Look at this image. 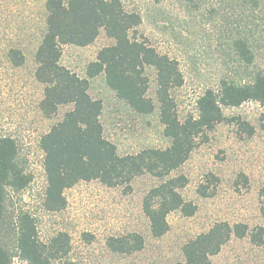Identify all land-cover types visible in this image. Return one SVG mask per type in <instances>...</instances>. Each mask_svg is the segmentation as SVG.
<instances>
[{
  "label": "rangeland",
  "instance_id": "obj_1",
  "mask_svg": "<svg viewBox=\"0 0 264 264\" xmlns=\"http://www.w3.org/2000/svg\"><path fill=\"white\" fill-rule=\"evenodd\" d=\"M121 1L141 16L133 34L178 63L183 80L170 95L180 120L197 115L198 98L208 88L217 92L222 77L239 82L253 68L264 70V0ZM45 18V0H0V135L16 140L21 164L32 175L24 189H6L0 240L11 253L10 264H25L12 227L20 211L31 215L37 237L45 244L65 233L68 250L61 258L79 264H176L184 259L183 244L219 221L245 224L248 233L231 235L210 257L212 264H264V100L222 106L223 120L197 137L185 162L170 173L185 176L179 191L195 205V212L189 216L178 209L169 212L168 230L159 237L152 236L142 210L144 195L161 181L149 173L135 176L130 187L79 181L64 189L63 208L43 207L46 181L39 139L72 107L60 105L49 118L39 109L43 85L34 77V53ZM237 37L254 53L251 64L236 56L232 40ZM112 43L101 29L88 45H62L59 61L85 77L88 62ZM11 49L22 54L21 64L10 61ZM144 73L146 96L154 106L144 114L118 99L103 73L88 79V93L102 103L103 135L120 155L164 148L170 142L159 121L156 72L146 66ZM255 232L261 234L260 243L251 239ZM133 233L141 236V249L125 252L108 246L110 238Z\"/></svg>",
  "mask_w": 264,
  "mask_h": 264
},
{
  "label": "trees",
  "instance_id": "obj_2",
  "mask_svg": "<svg viewBox=\"0 0 264 264\" xmlns=\"http://www.w3.org/2000/svg\"><path fill=\"white\" fill-rule=\"evenodd\" d=\"M45 9V30L34 53V77L43 85L39 109L49 118L60 105L72 104V107L39 139L46 181L43 207L51 211L63 208L64 189L79 181L98 180L106 186L130 187L135 176L149 173L161 181L144 195L142 210L152 236L163 235L169 227L166 220L169 212L178 209L186 216L195 212V205L185 201L179 191L185 185V176H171V171L185 162L204 130L223 120L222 106L264 100V70L253 68L239 82L222 77L217 92L208 88L198 98L197 115L180 120L170 95V89L181 85L183 80L178 63L133 34L141 22L139 13L127 10L121 0H45ZM101 29L113 43L102 47L96 58L88 62L85 77L60 63L62 45H88ZM232 46L241 61L253 62L255 55L243 38H234ZM8 56L14 65L22 63L23 56L18 50H9ZM146 66L156 72L159 121L170 142L164 148H145L120 155L103 135L102 103L88 93V79L103 73L106 85L116 97L133 111L144 114L154 107L146 96ZM31 180L32 175L21 164L16 140L0 135V222L6 189L20 191ZM15 219L12 227L16 248L19 257L28 264H79L61 258L68 250L65 233H58L45 244L38 239L28 212H18ZM247 233L245 224L215 222L183 244L184 259L176 264H212L210 257L220 251L231 235L243 237ZM251 239L260 243L261 234L252 233ZM108 246L112 250L131 252L141 249L143 240L133 233L110 238ZM10 260L11 253L0 240V264H10Z\"/></svg>",
  "mask_w": 264,
  "mask_h": 264
},
{
  "label": "built area",
  "instance_id": "obj_3",
  "mask_svg": "<svg viewBox=\"0 0 264 264\" xmlns=\"http://www.w3.org/2000/svg\"><path fill=\"white\" fill-rule=\"evenodd\" d=\"M22 261V260H21ZM25 264H28L26 261H25Z\"/></svg>",
  "mask_w": 264,
  "mask_h": 264
}]
</instances>
